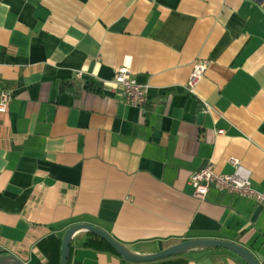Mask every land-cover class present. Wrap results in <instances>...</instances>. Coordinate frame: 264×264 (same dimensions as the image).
<instances>
[{"label": "crops", "instance_id": "crops-1", "mask_svg": "<svg viewBox=\"0 0 264 264\" xmlns=\"http://www.w3.org/2000/svg\"><path fill=\"white\" fill-rule=\"evenodd\" d=\"M124 64L148 86L141 107L112 82ZM4 89L0 253L60 264L66 229L89 223L143 253L220 239L264 264V205L189 183L235 157L264 191V0H0ZM90 239L68 264H247L223 248L134 262Z\"/></svg>", "mask_w": 264, "mask_h": 264}, {"label": "built area", "instance_id": "built-area-1", "mask_svg": "<svg viewBox=\"0 0 264 264\" xmlns=\"http://www.w3.org/2000/svg\"><path fill=\"white\" fill-rule=\"evenodd\" d=\"M206 70L207 64L205 62L197 60L193 63L191 74L186 83V90L189 93H194ZM77 75L81 76L82 72H78ZM112 82L122 88L124 100L127 104L133 107H141L147 101L148 86L138 83L129 64H124L117 69ZM10 98V91L4 89L1 94L0 112L7 111ZM230 162L234 167V171L229 174L217 172L216 166L212 162L193 172L189 183L194 189V196L204 200L209 189L215 187L238 196L253 198L264 205V191H259L253 187L251 170L238 158L232 157Z\"/></svg>", "mask_w": 264, "mask_h": 264}, {"label": "water", "instance_id": "water-1", "mask_svg": "<svg viewBox=\"0 0 264 264\" xmlns=\"http://www.w3.org/2000/svg\"><path fill=\"white\" fill-rule=\"evenodd\" d=\"M202 115L199 116V121ZM91 233L105 240L122 258L134 262H148L171 256L190 254L215 248H223L240 256L247 264H260L255 255L247 248L226 240L220 239H188L169 246L154 253H143L127 247L115 240L107 231L89 223L74 224L66 229L62 238L60 264H68L71 245L76 234ZM0 264H26L20 258L10 253H0Z\"/></svg>", "mask_w": 264, "mask_h": 264}, {"label": "trees", "instance_id": "trees-1", "mask_svg": "<svg viewBox=\"0 0 264 264\" xmlns=\"http://www.w3.org/2000/svg\"><path fill=\"white\" fill-rule=\"evenodd\" d=\"M91 239L86 242V246H92L98 249H104L116 253L115 250L103 239L91 234ZM117 254V253H116Z\"/></svg>", "mask_w": 264, "mask_h": 264}]
</instances>
